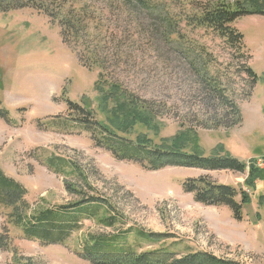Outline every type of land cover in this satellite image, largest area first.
I'll return each instance as SVG.
<instances>
[{"label": "rangeland", "instance_id": "obj_1", "mask_svg": "<svg viewBox=\"0 0 264 264\" xmlns=\"http://www.w3.org/2000/svg\"><path fill=\"white\" fill-rule=\"evenodd\" d=\"M139 16L141 24L125 15L113 17L117 40H126L122 49L126 61L112 64V77L140 98L171 103L181 116L198 111L178 46L165 45L158 29L149 26L146 12ZM235 27L245 37L249 64L259 81L252 98L241 102L243 123L232 129H198L199 143L206 156L212 157L222 146L233 158L245 163L256 160L264 168V16L242 17ZM197 35L194 38L222 55L220 41L212 42L202 32ZM98 75V70L82 67L78 55L64 45L58 25L45 14L34 9L0 12V111L6 113L0 118L2 169L25 187L33 210L63 209L95 197L108 205L113 223L107 227L100 218H82L64 244L27 240L21 229L10 225L12 248L0 250V264H90L79 254L88 235H125L140 253L166 249L184 257L207 252L240 264H264V182L249 190L244 184L247 172L181 167L150 171L135 162L116 160L90 132L76 125L79 116L67 104L84 106L100 117ZM161 121L164 126L155 143L180 130L177 118ZM59 158L72 162V176L56 174L54 160ZM199 177L243 189L249 203L243 207L242 220L235 219L228 207L204 206L185 193L184 182ZM104 214L101 211L100 216ZM5 225L0 215V233ZM138 232L154 242L143 241Z\"/></svg>", "mask_w": 264, "mask_h": 264}, {"label": "trees", "instance_id": "obj_2", "mask_svg": "<svg viewBox=\"0 0 264 264\" xmlns=\"http://www.w3.org/2000/svg\"><path fill=\"white\" fill-rule=\"evenodd\" d=\"M23 9L45 14L58 25L64 45L78 55L82 67L98 70L95 91L101 101L100 117L84 106L70 101L67 104L69 111L79 116L76 125L90 132L99 146L111 152L116 160L135 162L150 171L181 167L243 175L247 172L244 184L249 190L264 182V168L258 161L241 162L224 152L222 146L212 152V157L206 156L198 134V129H232L243 123L241 102L252 98L259 77L249 64L251 56L245 37L235 23L245 16H264V0L233 3L226 0H0V12ZM145 12L149 15V26L158 29L165 45L178 46L180 59L187 66L184 71L192 79L196 92L192 101L199 107L198 111L181 116L171 103L140 98L112 77V64L119 66L126 61L122 51L126 40H117L113 17L125 15L132 23L141 24L139 15ZM200 32L212 42H221L222 55L194 38ZM5 117L6 113L0 111V118ZM167 118H177L180 130L175 136L155 143L164 126L161 120ZM140 128L145 133H139ZM54 161L58 162L56 174L65 177L74 174L71 161L61 158ZM69 188L79 193L75 186ZM183 190L201 205L230 208L237 220H242L243 207L249 203V195L243 189L218 184L207 177L186 180ZM27 194L21 183L6 175L0 162V215L6 221L0 233L2 251L12 248L10 225L21 229L23 238L48 244H64L82 218H100L103 225H113L108 217V205L102 199L85 197L63 209L33 210ZM101 211L104 217L100 216ZM138 235L147 243L154 242L149 235L142 232ZM79 254L90 264H240L207 252L184 257L166 249L140 253L125 235H88Z\"/></svg>", "mask_w": 264, "mask_h": 264}, {"label": "crops", "instance_id": "obj_3", "mask_svg": "<svg viewBox=\"0 0 264 264\" xmlns=\"http://www.w3.org/2000/svg\"><path fill=\"white\" fill-rule=\"evenodd\" d=\"M262 161L264 162V159H262ZM259 163V165H260V162H258ZM12 178V177H11ZM2 216V215H1Z\"/></svg>", "mask_w": 264, "mask_h": 264}, {"label": "bare ground", "instance_id": "obj_4", "mask_svg": "<svg viewBox=\"0 0 264 264\" xmlns=\"http://www.w3.org/2000/svg\"><path fill=\"white\" fill-rule=\"evenodd\" d=\"M255 92V91H254Z\"/></svg>", "mask_w": 264, "mask_h": 264}]
</instances>
